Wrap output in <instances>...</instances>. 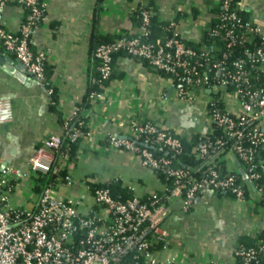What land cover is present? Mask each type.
Returning <instances> with one entry per match:
<instances>
[{"label": "built area", "instance_id": "obj_1", "mask_svg": "<svg viewBox=\"0 0 264 264\" xmlns=\"http://www.w3.org/2000/svg\"><path fill=\"white\" fill-rule=\"evenodd\" d=\"M8 4L26 10L18 30L5 24L4 9ZM218 4L225 10L229 8V0H218ZM44 7L45 0H0V43L43 84L47 53L32 50L31 32L41 20ZM140 16L135 36L96 46L94 56L99 61L100 81L110 75L111 54L124 47L131 58L146 60L171 74L170 87L178 101L202 100L205 132L211 135L199 139L193 147L197 163L178 164L182 153L179 132L167 124V99L159 97L150 101L153 108L163 111L158 120H138L131 115L123 124L124 136H106V149L136 154L144 166L170 178V185L164 184L162 192L150 193L144 201L136 196L121 201L114 199L107 188L91 190L83 181L94 206L88 212H80L78 201L56 193L61 185L76 182L74 162L68 159L67 152H61L54 162V153L64 139L76 141L79 136L86 139L89 135V130L85 134L77 125L82 123L78 115L83 110L75 106L63 115L61 132L48 135L28 160L32 172L48 174L65 169L54 183L40 185L37 191L32 181L31 189L36 195L32 208L9 204V186L23 176L22 170L13 166L0 170V264H180L174 258L159 260L151 249L152 244L167 242L164 221L171 201L180 199L182 210L187 211L194 199L206 191L246 200L251 189L259 200H264V159L255 158L257 148L264 146L263 28L252 18L243 20L236 12L228 11L211 30L225 45L209 44L195 49L181 37L142 40L148 33V11H141ZM173 24L176 30L177 23ZM256 36L260 40L254 41ZM106 87L88 95L90 105L104 99ZM88 110L82 115L88 117ZM12 118L11 101L0 99V125ZM147 145L165 149V154L157 155ZM169 153L171 156H167ZM227 156L243 164L231 173H223L220 163ZM234 257V264H264V237L255 246L236 247Z\"/></svg>", "mask_w": 264, "mask_h": 264}, {"label": "crops", "instance_id": "obj_2", "mask_svg": "<svg viewBox=\"0 0 264 264\" xmlns=\"http://www.w3.org/2000/svg\"><path fill=\"white\" fill-rule=\"evenodd\" d=\"M139 1L45 0L42 22L31 32V47L35 52L47 53L46 76L59 91L57 110L62 116L84 98L95 63L92 55L95 35H113L121 30L133 32L136 24L130 13ZM152 1L159 20L177 18V34L191 42L200 39L211 17L210 8L218 3V0ZM239 4L264 30V0H241ZM22 19L20 7L15 4L5 7L7 28L18 30ZM1 57H9L13 64L21 65L0 43V99H9L13 109L12 120L0 125V170L6 166L22 170L23 176L9 193V204L30 209L36 195L31 189L33 172L28 160L48 135L61 132L59 116L57 111H50L48 87L28 72L22 79L17 78ZM116 64L119 77L109 82L104 99L91 104L87 111L89 135L79 144L73 169L76 182L56 190L58 197L78 201L80 212H88L94 206L93 197L83 184L90 178L98 182L117 178L136 197L163 191L164 182L156 171L141 163L139 156L130 151L106 149L103 143L108 134L124 136L123 124L133 114L138 120H158L163 111L153 108L150 101L159 97L167 99V124L181 134L195 133L204 127L203 105L182 111L176 105L180 101L174 92L169 94V78L128 56H119ZM224 164L228 170L241 166L229 156ZM164 227L167 242L154 250L159 260L234 264V249L239 240L254 237L264 229V206L252 189L246 200L206 191L194 199L187 211L182 210L180 199L171 201Z\"/></svg>", "mask_w": 264, "mask_h": 264}, {"label": "trees", "instance_id": "obj_3", "mask_svg": "<svg viewBox=\"0 0 264 264\" xmlns=\"http://www.w3.org/2000/svg\"><path fill=\"white\" fill-rule=\"evenodd\" d=\"M42 1V0H40ZM100 1V0H99ZM241 0H229V8L228 10H225L222 8V6L220 4H215L210 8V13H211V17L210 19L205 23L203 30H202V34L201 37L198 41L196 42H191L185 39H182L187 45L194 47L195 49L201 48L202 46H207L209 44H215L216 47H223L224 41L222 39H220L219 37H215L211 34V30L216 28L218 24H220L222 22V14H225L228 11H234L236 12L243 20H246L249 18V14L248 12L240 6L239 2ZM23 10V19L25 18V14H26V10ZM148 11V17H149V23H148V33L145 36H142L141 39L144 41H155L156 39H165L168 37H176L179 38V34H177L176 30H175V26L173 24V21L175 23H177V18L172 19L170 21H161L159 20L158 16H157V12H156V5L152 0H141L139 1L135 8L131 11L130 13V18L132 20V22H134L135 24H138L140 22V13L141 11ZM44 17V11L41 14V20L38 22L37 25H39L42 22V18ZM133 36H135V32H129L127 30H121L113 35H107V34H102V35H95V43H94V47H93V58L95 60L94 63V68L90 74V77L88 79V83H87V87H86V92L84 95V98L82 99V101L78 102L76 104L77 107L81 108L80 111L81 114L78 115V121H82L81 124H77L79 125V128H81L83 133H87L88 129V117L82 115V113L89 108L90 106V102L88 100V95L92 92V91H96V90H100L103 88V86H106L109 84V82L114 78V77H119L120 73L117 70V58L119 56H128L131 58V56H129V54L126 52V49L123 47L119 48L117 51H114L111 54V69H110V75L107 79L105 80H101L100 81V74L98 71V64L99 61L95 58L94 56V50L96 48L97 45L102 44V43H109L112 42L114 40L117 39H129L132 38ZM254 38V37H253ZM254 41H258L260 40V36H256L254 39ZM32 48V47H31ZM33 50V49H32ZM34 51V50H33ZM35 52V51H34ZM136 61L142 63L144 66H146L149 69L154 70L156 73H158L161 76L167 77L169 78L171 76V74H167L162 72L161 70L155 68L154 66H152L151 64H149L146 60L143 59H137V58H133ZM47 61H44L43 63V68H44V73L46 76V68H47ZM170 75V76H169ZM48 89L51 90L50 94H49V98H50V111H57V107H58V91L56 89V87L47 80V76H46V81L44 83ZM184 102V101H181ZM219 103L216 102V106H218ZM204 109V107H203ZM84 114V113H83ZM58 119H59V124H62L64 121V118L62 116V114H60L58 112ZM189 120L190 117H188ZM211 135L210 132L206 131L205 133L201 131L195 132V133H191V134H181L178 133L177 136L180 139V143H181V147H182V153L178 156L179 157V161L178 164L179 165H195L197 163V160L193 157V147L195 146V144L197 143V141L201 138H205L208 135ZM82 136H79L77 138L76 141H69L68 139H64L62 141V144L58 150V152L54 153V162L56 163V161L59 158V154L62 152H67L68 153V159L72 162H74V164H76L77 161V156L79 154V143L82 141ZM104 145H107V140L105 139V141L103 142ZM139 144V143H138ZM142 144V143H141ZM147 148H149L150 150H152L155 154L157 155H163L165 154V149L162 148H157L155 146H151V145H147ZM167 156H171V153L167 154ZM255 158L256 160H260V159H264V146L260 145L257 150H256V154H255ZM225 160H223L220 165H221V171L223 173H231L232 170H228L225 167L224 164ZM241 163V165L243 164L242 161H239ZM65 174V169H60L57 172H49L48 174H42L41 172L35 171L32 173V179L35 183V190H39L40 189V185H45L48 184L49 182L54 183L57 179L59 175H64ZM157 175L159 176V178L162 180V182H164V184H166L167 186L170 185V178L165 177L163 174H161L160 172H157ZM262 177H264V171H262ZM86 183H88V186L90 187V189H94L97 187H101V188H107L109 190L110 195L116 199V200H121V201H126L129 199H132L133 197H135L133 190L124 185L119 179L117 178H113L110 179L108 181H103V182H98V181H94L92 178L84 180ZM9 183H13V181H10ZM12 186V187H11ZM9 187H11V190L14 187L13 185H10ZM150 195L146 194L142 197H138L141 201L146 200ZM259 202L264 206V200H259ZM261 237H264V229L262 231H260L259 233H257L254 237H250V236H246L245 238H241L239 240V242L237 243L236 247H248V246H255L256 242L258 241V239H260ZM163 246L162 243H155L151 245V249L155 250V249H159ZM133 255V253H132Z\"/></svg>", "mask_w": 264, "mask_h": 264}, {"label": "water", "instance_id": "obj_4", "mask_svg": "<svg viewBox=\"0 0 264 264\" xmlns=\"http://www.w3.org/2000/svg\"><path fill=\"white\" fill-rule=\"evenodd\" d=\"M3 58H5V60H6V67L10 70V71H14V72H16V74H15V76L17 77V78H19V79H22L23 78V75L24 74H27L26 72V69H25V66H24V64L22 63V62H20L21 63V65H18V64H13L12 62V60H11V58H9V57H1V59H3ZM171 91H172V88L170 87V89H169V94L171 93ZM205 130H206V127H203V129H202V132L204 133L205 132ZM242 175L243 176H245V174H244V172H242Z\"/></svg>", "mask_w": 264, "mask_h": 264}, {"label": "rangeland", "instance_id": "obj_5", "mask_svg": "<svg viewBox=\"0 0 264 264\" xmlns=\"http://www.w3.org/2000/svg\"><path fill=\"white\" fill-rule=\"evenodd\" d=\"M199 100L197 99L196 101H193V103L192 102H178V103H176V105L177 106H179V108H181V110L182 111H186V108L188 109L189 108V111H191V109H193L195 106H197V107H199L200 108V106H202L203 105V103H201V102H198ZM196 102V103H195ZM198 102V103H197ZM204 107V106H203ZM203 107H202V112L204 113V109H203ZM182 119H184L183 117H182ZM187 120H189V119H187ZM194 125H190L189 127H193Z\"/></svg>", "mask_w": 264, "mask_h": 264}]
</instances>
